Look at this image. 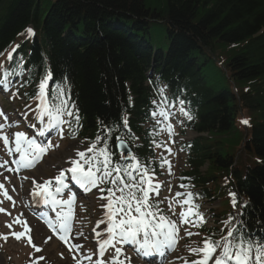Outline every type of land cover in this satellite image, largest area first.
I'll return each mask as SVG.
<instances>
[{
	"label": "trees",
	"instance_id": "16d2710c",
	"mask_svg": "<svg viewBox=\"0 0 264 264\" xmlns=\"http://www.w3.org/2000/svg\"><path fill=\"white\" fill-rule=\"evenodd\" d=\"M28 27L34 39L20 40ZM14 49L7 62L24 58L30 96L46 67L70 86L75 137L93 142L101 121L118 129L113 160L117 136L131 143L127 130L142 142L135 152L150 154L142 126L161 96L176 110L184 101L192 119L182 125L198 135L187 148L189 184L213 199L235 193L244 201L238 229L261 240L264 0H0V63Z\"/></svg>",
	"mask_w": 264,
	"mask_h": 264
},
{
	"label": "snow or ice",
	"instance_id": "6c2138e0",
	"mask_svg": "<svg viewBox=\"0 0 264 264\" xmlns=\"http://www.w3.org/2000/svg\"><path fill=\"white\" fill-rule=\"evenodd\" d=\"M26 31L29 36L34 35L32 29L29 28ZM11 59L12 55L9 53V60ZM4 75V89L7 90L6 78L9 73L5 71ZM50 79L51 74L46 73L39 83V91L35 97L39 101L36 108L37 119L43 123L47 117L46 127L59 129L61 136H63L64 126H67L72 138H75L76 130L73 129L72 125L80 126V115L76 105L70 102V86L64 84L49 92L47 86ZM161 91L163 92V90ZM159 103L161 104L160 110L153 112V116H160L164 120H168L171 114L167 111V107L171 105V101L162 95ZM183 103L184 101L181 100L180 104L183 105ZM180 113L189 120L192 119V116L183 107L180 108ZM0 115H3L2 111H0ZM5 119L7 118L5 117ZM243 122L248 123L247 121ZM127 123V118H123L124 127H127ZM4 127V125H0V130ZM114 130L118 129L109 127L101 121V131L95 140L85 151H75L76 158L69 160L71 167L61 169L54 178V188L52 187V180H44L42 183H36L35 179L33 180L32 195L40 197L45 205L51 207L56 216L54 221L46 217L42 218L45 219L53 233L65 242H67L72 231L73 205L75 202L74 195L69 196L68 199L58 198L68 188L66 180L69 177H66L65 174L70 173V179L85 191L98 189L100 193H107V195L101 196L107 203L102 205L106 208V213L104 219L99 222L107 223V236L105 238L100 232L96 233L98 244L96 264H125V261L130 264V258L124 255L122 248L118 245H135L138 254L148 257L154 254L164 255L165 249L175 250L179 239L177 222L162 214L159 207L162 201L153 202L150 200L149 193H158L160 187L159 184L153 183L151 174H154V170L147 167L146 163L141 164L138 157L131 154L124 155L121 153L120 161L131 160L136 161L135 163L125 164L113 161V153L109 150L108 141L112 138ZM167 130L169 134L172 133L171 124L167 125ZM44 134V130H41L40 135L43 136ZM11 138H14V147H8ZM0 139H2L9 154L13 152L19 154V159L13 161L17 170L34 167L43 154L47 152L48 147H51L50 144L42 146L36 139L29 138L23 131L15 132L11 137L0 135ZM116 143L121 148L126 147L122 136L116 137ZM159 146L157 145V147ZM168 151L170 152L171 149ZM165 163L168 164L170 170V162L165 161ZM100 185L109 186L104 188ZM181 187L185 186L181 185ZM0 190H3L6 199L12 200L2 183H0ZM182 195L186 196L182 204L189 205V208L187 212L182 211L179 214L180 223H187V217L194 214L199 224L202 225L205 222L204 214L199 212L200 205L193 204L196 194L192 192L176 193L177 197ZM229 195L232 197V203L235 207L236 194L230 193ZM169 208L171 210V202H169ZM193 209H196L195 213ZM3 211L5 210L0 208V212ZM173 214L175 215L174 212ZM16 222L19 223V218ZM7 226L11 227V225ZM29 232L30 228L25 222V230L12 233V235L19 240ZM185 235L190 237L193 233L186 231ZM195 235H199V233ZM3 238L7 239V237ZM28 242L35 251H41L39 247L32 244L30 236H28ZM72 247L80 249L83 246L75 244ZM110 247L114 249V255L110 261H105L103 258ZM186 247L189 248L192 255L197 257L190 264H210V262L211 264H264V241L255 240L236 228H230L227 235H221L218 240L208 236L202 239V246L197 244L195 247L191 245ZM122 256L124 257L123 260L121 259ZM36 259L42 260L44 258L38 257ZM85 259L91 261L92 256L86 255ZM77 264H81V262L78 260ZM186 264H188L187 261Z\"/></svg>",
	"mask_w": 264,
	"mask_h": 264
},
{
	"label": "rangeland",
	"instance_id": "374dc122",
	"mask_svg": "<svg viewBox=\"0 0 264 264\" xmlns=\"http://www.w3.org/2000/svg\"><path fill=\"white\" fill-rule=\"evenodd\" d=\"M25 38H30L27 32ZM11 107L12 106L9 103V99L4 100L2 106L0 107V111L5 112L6 108ZM168 120L170 119L168 118ZM4 123V119L0 116V124ZM14 123V121L7 120L6 130L10 131L13 129L12 125ZM76 150L82 151L81 147L79 148V143H63L59 148H54L53 146L49 156L46 157L40 166L33 171L32 175H26L27 178H19V180H16L15 183H10L9 181L5 182L7 189L9 188V190L13 191L18 199L14 197L16 200V205L10 206L4 195L0 196V208L5 210L0 212V264H77V261H80L77 255L76 259L73 258L68 246L59 244L58 242L53 241L51 238L48 239V233L46 234L43 232V229H39V224L37 222L34 224V221L29 218L32 216H28L24 204L20 201V198L29 189L30 180H33L32 177L43 179L52 176L53 173V175H55L63 168L67 169L70 158H76ZM101 196L102 194L99 192L97 198L95 200L93 199L94 203L91 200L87 201V220L89 223L95 222V220H97L99 223L105 217L106 208L102 207V205H105L107 202H105ZM230 197L231 196L229 195L227 198L230 199ZM225 205L226 209H229V205L226 201L225 203L222 201L221 204H219L218 201L215 202L214 208L216 209L214 212L217 213V211L225 209ZM17 218H19V223L16 222ZM25 222L30 228V232L27 234V236L31 237L32 244L39 247L41 251L37 252L31 244L25 242L24 240H17L16 238L12 237V233H19L23 231L25 228ZM7 225H11V227L9 228ZM99 225L103 228L105 227V223H99ZM203 226L205 227V225ZM207 227L212 228V226L208 224ZM198 233L201 235L200 232ZM3 237H7V239H4ZM181 237L182 239L180 238L179 240H183L186 236L181 234ZM196 237L198 239V236ZM193 239V242L197 240L195 238ZM193 242V247L197 246V244H201L202 246V240L197 241L196 245H194ZM186 246L187 245L182 242L179 243L174 250L171 259H174L176 264H186V258L189 257L190 253L189 248ZM113 254L114 252L107 250L104 260L106 261V258L113 256ZM38 257H43L44 259L37 260L36 258ZM121 259L123 260L124 257H121ZM136 261L137 260L135 257H130V264H134ZM80 262L81 264H85L84 261ZM169 263L172 264L171 261Z\"/></svg>",
	"mask_w": 264,
	"mask_h": 264
},
{
	"label": "water",
	"instance_id": "95a60500",
	"mask_svg": "<svg viewBox=\"0 0 264 264\" xmlns=\"http://www.w3.org/2000/svg\"><path fill=\"white\" fill-rule=\"evenodd\" d=\"M119 147V149L121 150V147L120 146H118ZM122 149H124V148H122Z\"/></svg>",
	"mask_w": 264,
	"mask_h": 264
}]
</instances>
